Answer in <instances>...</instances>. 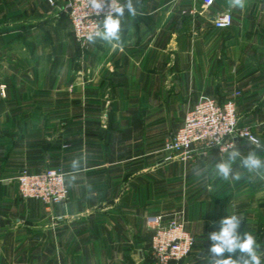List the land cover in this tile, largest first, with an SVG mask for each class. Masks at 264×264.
<instances>
[{"label": "crops", "instance_id": "0c3cea01", "mask_svg": "<svg viewBox=\"0 0 264 264\" xmlns=\"http://www.w3.org/2000/svg\"><path fill=\"white\" fill-rule=\"evenodd\" d=\"M133 2L120 43L81 46L65 0H0V264H157L147 216L174 211L196 238L174 264H207L229 214L264 253V178L237 161L241 179L219 180L215 148L172 160L163 149L201 97L235 91L240 124L264 143V0ZM224 10L233 24L217 28ZM49 167L66 172L68 198H23L19 171Z\"/></svg>", "mask_w": 264, "mask_h": 264}, {"label": "built area", "instance_id": "2783aa9c", "mask_svg": "<svg viewBox=\"0 0 264 264\" xmlns=\"http://www.w3.org/2000/svg\"><path fill=\"white\" fill-rule=\"evenodd\" d=\"M55 4V0H49ZM216 0H203L205 6H211ZM122 2V0H121ZM66 10L75 40L85 46L82 37L104 18L91 12L88 0H65ZM107 11V10H106ZM231 10L219 12L214 19L217 28H227L233 24ZM239 91L223 100L210 96L201 97L186 113L183 124L163 145L165 160L191 156L195 147L201 150L218 149L227 152L235 147L238 139L247 141L249 136L258 135L249 125H241L237 98ZM19 192L23 198L39 199L47 205L64 202L69 195L66 172L57 167L41 171L22 168L15 176ZM149 228V246L157 264L178 262L187 257L195 244V236L186 229L180 212L154 213L147 216Z\"/></svg>", "mask_w": 264, "mask_h": 264}, {"label": "clouds", "instance_id": "9594fccd", "mask_svg": "<svg viewBox=\"0 0 264 264\" xmlns=\"http://www.w3.org/2000/svg\"><path fill=\"white\" fill-rule=\"evenodd\" d=\"M227 3L229 8L243 10L246 0H227ZM88 7L95 15L100 16L103 13L104 16L95 28L82 37L91 44L97 39L108 44L120 43L123 18L126 14L130 17L137 15L133 0H88ZM248 140L254 147L247 154H242L238 148L232 147L215 163L216 178L223 181H239L242 173L233 169L237 161L239 167L248 174L264 178V158L260 155L264 152V143L255 136H249ZM79 167L80 161L73 160L72 168ZM242 218L240 215L229 214L214 222L218 223L219 230L211 232L208 236L211 245L208 249L207 264H262L261 255L264 253L259 252L256 237L248 231L243 234L239 231Z\"/></svg>", "mask_w": 264, "mask_h": 264}, {"label": "trees", "instance_id": "16d2710c", "mask_svg": "<svg viewBox=\"0 0 264 264\" xmlns=\"http://www.w3.org/2000/svg\"><path fill=\"white\" fill-rule=\"evenodd\" d=\"M175 262L174 261H172V262H170L169 264H174Z\"/></svg>", "mask_w": 264, "mask_h": 264}, {"label": "rangeland", "instance_id": "374dc122", "mask_svg": "<svg viewBox=\"0 0 264 264\" xmlns=\"http://www.w3.org/2000/svg\"><path fill=\"white\" fill-rule=\"evenodd\" d=\"M72 35H73V33H72ZM73 37H74V36H73ZM74 39H75V38H74ZM75 41H76V40H75ZM86 45H87V44H86ZM86 45H85V46H86Z\"/></svg>", "mask_w": 264, "mask_h": 264}]
</instances>
